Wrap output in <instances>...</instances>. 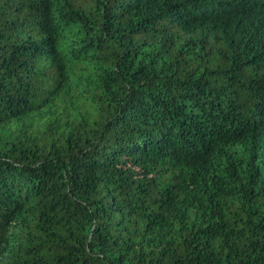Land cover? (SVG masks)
<instances>
[{
	"label": "trees",
	"instance_id": "1",
	"mask_svg": "<svg viewBox=\"0 0 264 264\" xmlns=\"http://www.w3.org/2000/svg\"><path fill=\"white\" fill-rule=\"evenodd\" d=\"M0 264H264V0H0Z\"/></svg>",
	"mask_w": 264,
	"mask_h": 264
}]
</instances>
